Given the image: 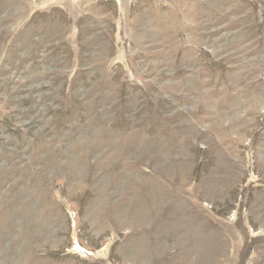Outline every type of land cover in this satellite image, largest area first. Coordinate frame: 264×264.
<instances>
[{
    "label": "rangeland",
    "instance_id": "obj_1",
    "mask_svg": "<svg viewBox=\"0 0 264 264\" xmlns=\"http://www.w3.org/2000/svg\"><path fill=\"white\" fill-rule=\"evenodd\" d=\"M0 264H264V0H0Z\"/></svg>",
    "mask_w": 264,
    "mask_h": 264
}]
</instances>
